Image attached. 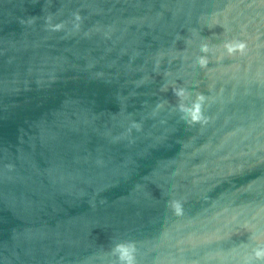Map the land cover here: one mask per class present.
Segmentation results:
<instances>
[{"label": "water", "instance_id": "1", "mask_svg": "<svg viewBox=\"0 0 264 264\" xmlns=\"http://www.w3.org/2000/svg\"><path fill=\"white\" fill-rule=\"evenodd\" d=\"M0 264H264V0H0Z\"/></svg>", "mask_w": 264, "mask_h": 264}]
</instances>
